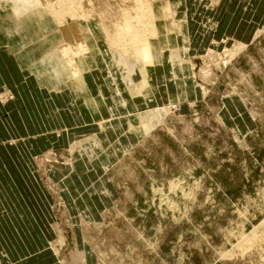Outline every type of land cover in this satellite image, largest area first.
<instances>
[{
  "label": "rangeland",
  "instance_id": "rangeland-1",
  "mask_svg": "<svg viewBox=\"0 0 264 264\" xmlns=\"http://www.w3.org/2000/svg\"><path fill=\"white\" fill-rule=\"evenodd\" d=\"M223 1L44 0L45 16L23 21L8 8L0 11V45L11 46L41 86L62 90L72 79L84 85L92 70L104 71L129 108L121 122L142 137L108 152L93 133L36 156L59 227L50 239L58 264H264V18L246 21L238 34L204 44L195 39L198 54L189 55L192 19L200 20L195 30L217 34L218 18L209 14ZM143 9L161 29L154 38L164 44L166 72L158 79L168 86L169 102L134 112L153 93L150 71L157 66L144 65L138 54L132 63L128 44H113L126 16L137 24ZM116 57L130 61L123 66L129 76ZM106 81L98 88L103 100ZM190 90L194 98L180 102ZM15 99L12 88L0 86L2 105ZM103 153L121 157L105 163L106 173L94 171L98 188L110 179L113 197L95 194L93 215L76 190L73 201L82 211L71 213L61 200L70 194L59 195L63 175L80 160L86 171L96 159L103 164ZM105 189L101 195L109 196ZM81 192L88 195L85 185Z\"/></svg>",
  "mask_w": 264,
  "mask_h": 264
},
{
  "label": "crops",
  "instance_id": "crops-1",
  "mask_svg": "<svg viewBox=\"0 0 264 264\" xmlns=\"http://www.w3.org/2000/svg\"><path fill=\"white\" fill-rule=\"evenodd\" d=\"M221 3L222 6L217 13L209 14L211 10L208 11L210 16L218 17L217 34H214V31L204 33L198 25V29L195 30L196 23L199 24L200 20L199 17L192 19L193 28L191 27L189 31L190 57L198 54L194 45L195 39H201L204 44L211 37L221 36L228 31L238 34L246 25V21L253 19L258 23L264 18V0H227ZM225 10L228 15L221 21ZM238 13L243 17L240 18ZM157 68L154 70L151 68L150 71L153 93L147 94L144 101H138V105L133 109L134 112L146 111L151 105L169 102L168 86L158 79L166 72L165 66L160 64ZM103 72L92 70V74L83 80L84 85L79 80L72 79L62 90H50L47 86H41L36 76L23 66L11 46L0 45V86L12 88L16 94V99L10 104L0 103L1 262L58 264L60 255L58 254V259L54 256L50 248L52 247L50 239L59 227L58 223H55L51 193L44 187L38 171L36 162L38 154L51 147H70L71 143L93 133L103 139L105 150L108 152L114 150L121 152L142 138L131 134L125 122H121L120 118L128 115L129 108L122 104L124 97L110 90L112 86L106 81L109 78ZM94 73L98 82L94 79ZM105 81L106 99L103 100L98 88ZM195 95L196 98L199 97L198 94ZM193 98L194 95L190 90V94L180 102ZM121 157L115 159L113 155L103 153L100 158L103 164L96 159L93 166L88 167L89 171L85 170L87 164L83 160L75 166L72 165L73 168L69 169L61 179L64 183L63 187L59 185V195L63 191L71 196L66 199L64 194H61V200L67 201L70 212L78 211L77 206L79 211H82L79 203L73 201L76 190L83 195L93 215L95 194H99L102 198L113 197L110 179L106 176L105 183L102 182L98 188L93 179L94 171L97 167H103L105 172ZM109 161L112 162L106 167L105 163ZM67 182L75 188L74 191ZM82 185L86 186L88 195L85 194L86 192H81ZM105 187L111 192L109 196L101 195L102 191L106 190ZM93 190L94 194L91 195ZM63 204L64 207L67 205Z\"/></svg>",
  "mask_w": 264,
  "mask_h": 264
},
{
  "label": "bare ground",
  "instance_id": "bare-ground-1",
  "mask_svg": "<svg viewBox=\"0 0 264 264\" xmlns=\"http://www.w3.org/2000/svg\"><path fill=\"white\" fill-rule=\"evenodd\" d=\"M139 3H140L139 4L140 7H142V6L144 7V5L141 2H139ZM150 15L152 16V13H150L149 10L143 9L140 12V15L137 16L136 19H134L135 23H137L134 25H133L132 17L129 15L126 16V20H124L125 25H122V27L119 29V32L117 31L118 32L117 37H118V40L119 39L120 40L118 42L116 40V42L113 45L116 44L115 47H117V44H120V45L122 44L123 46L128 44L129 48H131V50H129V51L130 52L133 51L132 58L134 57L133 55L138 54V56H136V57H137V59L141 58V60H143V64L146 63L147 65H150L153 63L156 66H158L160 64L162 65V63H163L162 50L164 48V44H162V42L160 40H159L160 42L159 41L157 42L156 41L157 39L154 38V36L158 37L159 35H161V29L158 28L157 25L152 22V19H150ZM215 17H216V19L218 18L217 16H215ZM149 35L153 38H150ZM120 45H119V47H120ZM134 51L136 53H134ZM116 54L119 55L120 53L116 52ZM119 56L121 57L122 54H120ZM120 57H118L119 59H117V57H116V59L120 60ZM125 58H126V56H125ZM137 59H136V61H137ZM133 60H134V58H133ZM136 61L132 62V63H136ZM120 63L122 64V67H120V69L123 68L124 73L127 74V72H128V76H129V74L131 72L129 70L125 71L124 67H127V66L129 67V65L131 64L130 61H128V60L124 59V57H122L120 60ZM132 66H134V65H132ZM131 67H130V70L132 71L133 70L132 68H134V67H132V68ZM132 72H135V71L133 70ZM136 74H134V75H136ZM84 258H85V256H84ZM86 261H87V259H86Z\"/></svg>",
  "mask_w": 264,
  "mask_h": 264
},
{
  "label": "clouds",
  "instance_id": "clouds-1",
  "mask_svg": "<svg viewBox=\"0 0 264 264\" xmlns=\"http://www.w3.org/2000/svg\"><path fill=\"white\" fill-rule=\"evenodd\" d=\"M8 8L18 21L25 18L45 16L44 0H0V11Z\"/></svg>",
  "mask_w": 264,
  "mask_h": 264
}]
</instances>
